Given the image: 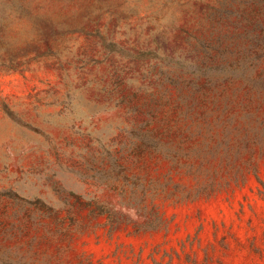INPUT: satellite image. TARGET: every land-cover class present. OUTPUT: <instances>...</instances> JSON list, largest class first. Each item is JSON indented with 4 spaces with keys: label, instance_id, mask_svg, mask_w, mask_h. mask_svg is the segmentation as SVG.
Wrapping results in <instances>:
<instances>
[{
    "label": "rangeland",
    "instance_id": "rangeland-1",
    "mask_svg": "<svg viewBox=\"0 0 264 264\" xmlns=\"http://www.w3.org/2000/svg\"><path fill=\"white\" fill-rule=\"evenodd\" d=\"M109 1L114 14L21 64L0 46V264H264V147L211 155L221 127L188 129L176 88L160 87L161 70L191 58L181 29L202 31L217 8L231 78L255 69L264 80V0ZM77 2L33 0L43 17ZM13 3L0 1L10 47L35 37ZM210 97L192 115L210 112ZM134 108L184 153L176 165L125 145ZM251 110L264 120V94Z\"/></svg>",
    "mask_w": 264,
    "mask_h": 264
},
{
    "label": "trees",
    "instance_id": "trees-1",
    "mask_svg": "<svg viewBox=\"0 0 264 264\" xmlns=\"http://www.w3.org/2000/svg\"><path fill=\"white\" fill-rule=\"evenodd\" d=\"M1 1V0H0ZM204 0H160L161 7L172 5L174 9H186L190 3L202 2ZM221 0H219V4ZM78 9L70 13L58 15L57 17H43L36 13L33 0H14L13 6L18 14V19H26L31 23L35 31V37L23 44H15L13 47L0 46L4 51L15 50L12 60L19 59L34 52L37 55L41 44L48 51L65 35L83 31L84 27L79 24L83 20H89L91 15L101 17L105 13L114 14L116 5L109 0H78ZM178 12V11H177ZM174 10V15L177 14ZM203 30L196 33L181 29V37L187 44V54L191 57L186 60L172 61L177 65L178 71H160L166 77L160 84L164 86L167 81L176 88L177 107L180 109L178 118L189 122L188 129L194 128L198 134L209 133L214 127H221V136L217 139L211 155L221 153V156L229 159L232 154L240 150H247L258 146L264 147V120L257 117L251 110L256 100L264 94V80L261 72L255 69H243L240 71L241 82L235 84L228 69L224 66V49L222 47L224 34L222 28V11L215 9L213 13L207 14L203 19ZM6 29V25L0 20V35ZM1 40V38H0ZM40 56V55H38ZM164 61V59H163ZM170 62V60H169ZM171 62V63H172ZM185 74L188 77H185ZM166 89L162 90L159 99L153 103H162ZM212 110L200 115H192V108L198 103L208 100ZM239 104L241 114L239 116L229 113L231 105ZM134 123L129 128V135L125 145L137 152H147L151 155H161L163 158L177 164L181 153L178 147L163 140V137L150 128L151 110H132ZM146 115L147 118L140 117ZM209 117L213 118L212 123ZM233 141L234 145H231Z\"/></svg>",
    "mask_w": 264,
    "mask_h": 264
}]
</instances>
